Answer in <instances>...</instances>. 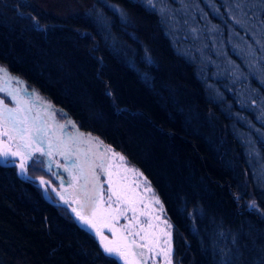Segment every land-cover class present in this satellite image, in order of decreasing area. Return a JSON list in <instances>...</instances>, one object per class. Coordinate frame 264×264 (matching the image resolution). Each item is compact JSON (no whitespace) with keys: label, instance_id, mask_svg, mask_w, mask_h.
<instances>
[{"label":"trees","instance_id":"1","mask_svg":"<svg viewBox=\"0 0 264 264\" xmlns=\"http://www.w3.org/2000/svg\"><path fill=\"white\" fill-rule=\"evenodd\" d=\"M208 1L223 9L194 0L195 26L217 20ZM217 22L221 54L240 63L225 40L249 34L226 13ZM174 31L144 0H0V65L143 173L172 225L173 264H264V199L242 141L264 78L238 76L242 64L222 72L225 57L209 64ZM28 173L46 176L34 161ZM0 264L116 262L64 206L0 165Z\"/></svg>","mask_w":264,"mask_h":264},{"label":"snow or ice","instance_id":"2","mask_svg":"<svg viewBox=\"0 0 264 264\" xmlns=\"http://www.w3.org/2000/svg\"><path fill=\"white\" fill-rule=\"evenodd\" d=\"M148 3L151 4L152 0H148ZM236 7L245 17L251 12L254 19L259 18V26L264 28V0H237ZM8 79L7 69L0 67V93L9 96L15 104V107H9L0 98V162L15 163L18 174L28 179L31 177H27L26 173L33 161L45 165L47 171H52L53 164L57 169H62V173H54L61 179V191L57 195L71 207L81 227L98 238L104 257L112 258L116 264H148L149 260L159 264L158 257L163 264H173L172 225L163 221L167 230L159 234L154 231L158 225H153L151 219L145 227L141 216L149 213L139 207L143 197L121 181L113 180V176L118 175V172L114 173V167L120 169L123 166L124 172L131 171L138 178L143 177V173L127 168V158L115 152L110 145L106 146L105 151L94 153L91 158L82 159L78 153L71 152L62 141L49 136V120L41 118L40 112H43L49 119H55L57 113L51 110V105L43 101L37 110L33 100L20 99V90H9L4 86ZM29 95L41 100L34 92ZM34 111H37L36 115H33ZM60 114H63L62 110ZM68 125L74 126V122L69 120L59 127L66 128ZM95 143L97 148L103 145L99 138H95ZM40 157L46 159L41 160ZM57 157H63L65 163H61ZM38 179L42 186L50 183L43 177ZM142 183L145 192L152 194V202L159 205L160 201L147 178H143ZM250 206H254V202ZM143 207L146 209L148 205L144 204ZM129 212L132 213L130 218ZM121 218L127 223L118 228L116 225ZM155 219L159 221L160 217L156 216ZM105 229L111 238L105 234Z\"/></svg>","mask_w":264,"mask_h":264},{"label":"rangeland","instance_id":"3","mask_svg":"<svg viewBox=\"0 0 264 264\" xmlns=\"http://www.w3.org/2000/svg\"><path fill=\"white\" fill-rule=\"evenodd\" d=\"M146 3H148V0H144ZM206 1V0H205ZM211 1V0H210ZM215 1V0H214ZM217 5H223V9L220 7V9L215 10L211 2H209L208 9L211 11L212 14L216 15L217 20L215 22L206 19L204 16H201L200 22L198 25L195 26V12L200 11V8H194V0H152V3L149 4L153 8H157L160 10L161 13L164 14V16L168 20V26L172 30V34L174 29H178L180 36L182 38L187 39L190 43L189 46H191L193 51H197L200 55H204V57L207 59L209 64L215 65L217 64L218 60L220 59V56L218 53L221 54L222 48L224 49V40L219 36L217 33L219 30V24H218V18H222L223 13H226L228 16H230L234 22V24L239 25V27L247 32L250 36L249 39L243 38L238 32L233 30L231 34L227 36V39L225 40V44L229 45L231 50L235 52V54L239 57L240 63L236 62L235 60H231L230 58L226 59L225 53H222L221 56L225 57V63L222 65L224 69L221 71L223 72L227 68H232L238 70L239 65L242 64L245 68V70L241 73H237L238 76L241 74H247L254 77L264 78V67H259L257 63L255 62V50H261V60L264 62V28H261L260 20L253 19L249 20L247 17L242 15L240 10L236 7L237 0H218ZM230 1V2H229ZM228 2V5L226 4ZM223 11L220 12V11ZM220 13L222 15H220ZM230 19V18H229ZM217 29V30H216ZM175 36V35H173ZM189 48V47H188ZM190 49V48H189ZM206 52V54L204 53ZM215 58V59H214ZM220 63V62H219ZM8 72V71H7ZM231 71H226V74L233 75L232 73H229ZM10 78H16L17 80L12 81V86L15 87L17 90H20L21 93L25 95V97H29L30 93H36L41 100L38 101H46L48 102L40 93H38L35 89H30L27 87L25 82L22 79H19L15 77L14 75H11L8 73ZM264 83V82H262ZM26 89V91H25ZM243 93V91H242ZM251 96V94H250ZM0 97L8 100V96H6L4 93H0ZM253 101L247 106L251 112H253V117L251 120V123H249L248 127V141L245 139L246 137L242 134V141H246L248 147L246 146V152L249 158V163L251 167V175L252 179L254 180L256 184V188L259 190V195L264 199V160L259 150L264 152V99H260L259 95H254V97H251ZM257 105L259 107L258 111H255L254 106ZM53 109V108H52ZM254 109V110H253ZM53 112H56L55 115V122L57 124V130L60 129L59 125L66 124L68 119L65 117L64 113L60 114V110H52ZM252 123L254 125H252ZM251 127V129L249 128ZM62 135H77L79 130L74 129L72 126L68 125L66 128H63ZM84 136L90 135L88 133ZM75 138V137H74ZM256 139V140H255ZM95 141V139H94ZM256 141V142H255ZM67 145V148L71 152H79L80 157L83 158H91L92 154H90L89 147L85 144H77L75 142H67L64 143ZM116 152V151H115ZM88 155H87V154ZM118 153V152H117ZM253 158V159H252ZM58 160H60L61 163H65L63 157H57ZM72 159H75V156L72 157ZM127 168L129 169H136L129 163H127ZM61 172H63L62 169H59ZM138 170V169H137ZM114 173L118 172V175L113 176V180H119L122 183L126 184L130 189H133L136 193H138L139 196L143 197V202L139 205V207L143 210L149 213L147 216H141V221L144 224L145 227H147V223L149 219H151V222L153 225H158V227L154 228V231L156 233H161L162 230H167L165 227V224L163 221H167L169 224L170 221L165 216L164 210L161 211V201L160 204H154L153 196L151 193L145 192V185L142 183L143 177L138 178L135 176L131 171L124 172L123 166L120 169L113 168ZM140 172V171H139ZM141 173V172H140ZM67 176L66 173H63ZM103 179H106V177H103ZM148 182V181H147ZM149 183V182H148ZM139 185V187H137ZM105 189L107 188V185L105 184ZM153 190V188L151 187ZM155 197L158 198L157 194L153 190ZM159 199V198H158ZM144 204H147L148 207L145 209L143 206ZM163 207V206H162ZM132 213L129 212L128 216L131 217ZM156 216L160 217V220L157 221L155 219ZM127 223L123 218L119 221L118 225L121 227L123 224ZM164 237L161 235V240H163ZM159 264H163V261L158 257L157 258ZM149 264H154L152 260L148 261Z\"/></svg>","mask_w":264,"mask_h":264},{"label":"bare ground","instance_id":"4","mask_svg":"<svg viewBox=\"0 0 264 264\" xmlns=\"http://www.w3.org/2000/svg\"><path fill=\"white\" fill-rule=\"evenodd\" d=\"M228 46V45H227ZM229 48H230V46H229ZM224 49H225V47H224ZM223 48H222V51L224 50ZM231 49V48H230ZM219 54V53H218ZM0 67H3V66H1L0 65ZM3 68H5V67H3ZM7 69V68H6ZM7 71H8V73H10L11 75H14V74H12L8 69H7ZM15 77H17V78H19L18 76H16V75H14ZM10 77V76H9ZM19 79H21V78H19ZM13 80H17L16 78H10V79H8L7 80V82L5 83V87H7L9 90H17L15 87H13L12 86V81ZM0 98H2V97H0ZM2 99H4V98H2ZM8 99L10 100V102H8V100H6V99H4V103L5 104H7L9 107H15V104L12 102V100H11V98L8 96ZM20 99H24V100H33L34 101V103L37 105V110H39L40 109V107H41V105H42V102L41 101H38V100H35L32 96H30L29 95V97H25V95L23 94V93H21L20 92ZM46 99V98H45ZM47 101H48V104H50L51 105V110H62V113H64V115H65V117H67V118H69L68 119V121L69 120H71V121H73L74 122V120H73V118L72 117H70L69 115H68V113L65 111V109H63V108H60L59 106H56L55 104H53L52 102H50L48 99H46ZM257 107V106H256ZM53 108V109H52ZM259 109H257L256 108V110L255 111H258ZM37 114V111H34L33 112V115H36ZM40 115H41V118L42 119H45V120H49V124H50V126H49V128H48V134H49V136L50 137H52V138H55V139H58V140H60V141H62L63 143H69V142H75V143H77V144H85V145H87V147H89V151H90V154H92V156H93V154L94 153H96V152H103V151H105V149H106V146H108L106 143H104L103 142V145L102 146H100L99 148H97V145H96V143H95V141H94V139L95 138H99V137H97V136H95V135H93V134H90V133H88V134H90V135H87V136H84V135H86V134H83V133H85V132H83V131H81L78 127H77V125H76V123L74 122V126L73 125H70V126H72L74 129H77V130H79V132L80 133H78L77 135H66V136H63L62 135V132H63V128H60V129H58L57 130V124H56V122H55V120L54 119H49V117L48 116H46V115H44V113L43 112H40ZM75 137V138H74ZM99 140L100 141H102L100 138H99ZM47 143V138H46V140H45V144ZM116 151V150H115ZM116 152H118V153H120L119 151H116ZM78 154H79V152H77ZM87 154V153H86ZM120 154H122V153H120ZM88 155V154H87ZM123 155V154H122ZM37 156H39V154L37 153ZM124 156V155H123ZM40 159L41 160H44V159H46V158H44V157H40ZM128 161V160H127ZM35 162V161H34ZM16 163H18V158L16 159ZM37 164H39L40 165V168L42 169V171L46 174V176L44 177V176H42V175H37V176H31L29 173H28V170H27V173H26V176L27 177H31V179H28V178H26L25 176H21V175H19L18 174V169L16 168V166H15V163H3V162H0V165H3V166H13L14 168H15V171H16V173H17V175L18 176H20L21 178H23V179H27V180H31V181H33L34 182V184L38 187V188H40V190H41V192H42V195L44 196V198L46 199V200H48L49 202H51V203H54V204H58V205H62V206H64L67 210H68V212L72 215V217L74 218V220H75V222H76V224L78 225V226H80L81 227V225L77 222V220H76V218H75V214L74 213H72V211H71V207H69V205H66V204H64L61 200H59V199H57L55 196H54V193L52 192V190L53 189H55V192H56V194H57V192H59V191H61V188H60V183H61V179H60V176L59 175H55L54 173H62L59 169H57L56 167H55V165L53 164L52 165V171H47V168H46V166L45 165H42V164H40V163H38V162H36ZM128 163L130 164V165H132L129 161H128ZM133 167H135L134 165H132ZM136 169H138L137 167H135ZM139 170V169H138ZM65 177H66V175L65 174H63ZM144 176V175H143ZM39 177H43L44 179H46V181H49L50 183L49 184H46V185H40V182H39ZM145 177V176H144ZM148 181V180H147ZM151 186V185H150ZM52 189V190H51ZM71 192V189H69V193ZM67 195V194H66ZM160 200V199H159ZM116 227H120L118 224L116 225ZM82 228V227H81ZM84 229V228H83ZM89 232V231H88ZM89 233H91L93 236H94V233H92V232H89ZM105 234L106 235H108L109 236V238H111V234L105 229ZM94 238H95V236H94ZM96 240V239H95ZM96 242H97V244H98V246H99V243H98V241L96 240ZM149 264V263H148Z\"/></svg>","mask_w":264,"mask_h":264},{"label":"water","instance_id":"5","mask_svg":"<svg viewBox=\"0 0 264 264\" xmlns=\"http://www.w3.org/2000/svg\"><path fill=\"white\" fill-rule=\"evenodd\" d=\"M46 180V179H45ZM52 190V189H51ZM52 192L54 193V196L57 198V199H59L60 200V197L56 194V192L55 191H53L52 190ZM73 206H75V205H73ZM95 236V235H94ZM95 239L98 241V238L95 236ZM121 264H122V262H121Z\"/></svg>","mask_w":264,"mask_h":264}]
</instances>
